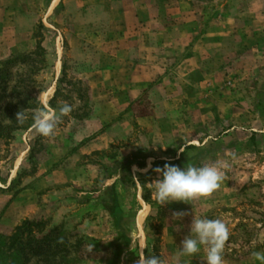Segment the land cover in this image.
Listing matches in <instances>:
<instances>
[{"label":"rangeland","instance_id":"rangeland-1","mask_svg":"<svg viewBox=\"0 0 264 264\" xmlns=\"http://www.w3.org/2000/svg\"><path fill=\"white\" fill-rule=\"evenodd\" d=\"M53 1L0 3L9 12L0 16V69L21 57L3 71L11 80L2 105L28 74L32 100L38 89L49 101L58 90L50 106L74 107L54 140L32 126L0 139V236L30 221L74 247L72 264H205L203 249H177L193 217L220 218L230 230L224 261L262 264L254 253L264 254V72L186 73L176 50L171 73H132L116 46L102 45L116 35L101 0ZM226 153L227 178L210 196L160 204L154 169Z\"/></svg>","mask_w":264,"mask_h":264},{"label":"crops","instance_id":"crops-1","mask_svg":"<svg viewBox=\"0 0 264 264\" xmlns=\"http://www.w3.org/2000/svg\"><path fill=\"white\" fill-rule=\"evenodd\" d=\"M54 1L50 5L55 9ZM98 4L107 14L108 33L116 35L102 45L116 46V52L132 64V73H171L173 66L166 63H172L176 50L181 55L178 67L186 73L264 72V0H101ZM8 13L0 8L3 19ZM177 19L182 31L178 37L172 24ZM28 216L24 212V218Z\"/></svg>","mask_w":264,"mask_h":264},{"label":"clouds","instance_id":"clouds-1","mask_svg":"<svg viewBox=\"0 0 264 264\" xmlns=\"http://www.w3.org/2000/svg\"><path fill=\"white\" fill-rule=\"evenodd\" d=\"M39 108L34 111L32 129L39 136L54 140L58 133V125L64 117H68L74 110L73 105L63 102L60 107L53 108L47 93L38 95ZM16 120L23 123L25 111L16 114ZM231 153L210 161L201 166L177 167L165 164L163 168L154 169L158 179L152 182L155 195L161 205L169 202H185L210 196L220 188L227 178V171L231 165ZM185 215L176 214L177 218ZM230 230L228 224L220 218L209 219L193 217L189 233L186 235L179 249V256H196L203 249L205 264H224L223 253L225 244L229 240ZM256 259L264 261V254L254 253ZM143 264H161L159 258H151ZM175 264H179L178 259Z\"/></svg>","mask_w":264,"mask_h":264},{"label":"trees","instance_id":"trees-1","mask_svg":"<svg viewBox=\"0 0 264 264\" xmlns=\"http://www.w3.org/2000/svg\"><path fill=\"white\" fill-rule=\"evenodd\" d=\"M37 49L40 52L43 51L40 46ZM20 58H12L4 64L3 69H0V139L13 137L16 132L24 130L26 126H32V122L27 119L31 118L33 111L39 108L38 99L32 100L30 93L24 89L25 79L30 80L28 74L24 75L25 79L23 75L17 76L20 79L11 89V95H9L11 100L2 105L4 99H7L5 91L11 80V74L3 73V71ZM22 59L24 63H27L31 57L23 56ZM41 92L38 89L36 93L39 95ZM57 93L58 90L50 104L55 101ZM21 110L25 111L23 123L16 120V114ZM39 225L40 223L24 221L10 236H0V264H72L74 260L70 256L71 249L74 247H68L67 242L60 238L58 231H51L48 235H44L38 228Z\"/></svg>","mask_w":264,"mask_h":264},{"label":"bare ground","instance_id":"bare-ground-1","mask_svg":"<svg viewBox=\"0 0 264 264\" xmlns=\"http://www.w3.org/2000/svg\"><path fill=\"white\" fill-rule=\"evenodd\" d=\"M57 1H58V0H55V1H54V5H56V4H57Z\"/></svg>","mask_w":264,"mask_h":264}]
</instances>
